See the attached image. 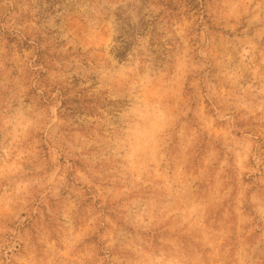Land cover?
I'll return each mask as SVG.
<instances>
[{"label":"rangeland","instance_id":"rangeland-1","mask_svg":"<svg viewBox=\"0 0 264 264\" xmlns=\"http://www.w3.org/2000/svg\"><path fill=\"white\" fill-rule=\"evenodd\" d=\"M0 264H264V0H0Z\"/></svg>","mask_w":264,"mask_h":264},{"label":"trees","instance_id":"trees-1","mask_svg":"<svg viewBox=\"0 0 264 264\" xmlns=\"http://www.w3.org/2000/svg\"><path fill=\"white\" fill-rule=\"evenodd\" d=\"M28 41H30L29 38L27 39V42ZM39 41L40 40H38V42H36V45H35V50H36L35 56L37 57V60H36L35 64L40 63L44 59V51L42 50V48L40 46L41 44H40Z\"/></svg>","mask_w":264,"mask_h":264}]
</instances>
